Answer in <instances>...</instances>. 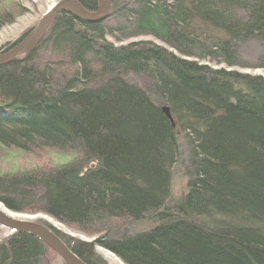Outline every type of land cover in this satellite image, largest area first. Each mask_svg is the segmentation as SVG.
I'll return each mask as SVG.
<instances>
[{
	"label": "trees",
	"instance_id": "obj_1",
	"mask_svg": "<svg viewBox=\"0 0 264 264\" xmlns=\"http://www.w3.org/2000/svg\"><path fill=\"white\" fill-rule=\"evenodd\" d=\"M11 1L0 0V28L23 12ZM111 10L103 23L62 12L30 56L0 65V147L75 153L0 171V202L97 236L64 237L88 264H107L96 244L124 264H264V77L234 70L253 68L249 44L264 49V0H111ZM139 36L170 49L108 40ZM177 164L187 192L171 201ZM47 256L31 235L0 241V264Z\"/></svg>",
	"mask_w": 264,
	"mask_h": 264
},
{
	"label": "rangeland",
	"instance_id": "obj_2",
	"mask_svg": "<svg viewBox=\"0 0 264 264\" xmlns=\"http://www.w3.org/2000/svg\"><path fill=\"white\" fill-rule=\"evenodd\" d=\"M57 1L59 2L61 0H57ZM14 2L18 4L21 3L24 9H22L23 12L14 21V23H11L7 26H4L3 28H0V54L2 53L1 51L4 48L3 46L9 45L10 43L19 39L21 36H24V34L26 35V33H30L31 30L35 28L38 25V23L41 21V18L45 14L44 12L47 10L48 6L51 4L50 0H14ZM14 2L11 1L10 4L14 5ZM1 4L3 3L1 2ZM117 17L119 16L117 15L116 17L111 18V20H113V22L116 23L117 21L115 20H117ZM108 40L110 42H113L115 46L117 47L127 46L129 45V43H132V42L144 41L148 43H154L159 46L162 45L166 47L167 49H170L164 42L155 39L153 36H147V37L139 36L135 38H128V40H123L121 42H115V40L111 37H108ZM261 53H264V49H261L260 47L255 45V43L249 44L247 47L244 48L242 56L249 64L251 63L253 65L252 66L253 68L252 69L238 68L234 70L247 73V74L250 73L252 75H258V76L261 75L264 77V68L261 67V63H260L261 61L260 57L261 55H263ZM41 56L44 57V59L46 58L50 59V57L47 56V53L45 52V50H42ZM21 57H25V56H21ZM216 67H220V66H216ZM221 67H224V66H221ZM29 151L30 152H26V151L22 152V151H19L17 148H10L8 146L0 147V171L15 172V170H26V169L35 168L37 166H41V167L44 166V168L57 167L60 163L66 160H69V158L72 156H75V153L69 152V150L62 151L59 149L56 150L52 148H51V151L48 152L49 154L47 157L44 155L42 156L41 154L42 149L37 148L36 150H34L33 148L32 150H29ZM187 179H188L187 174H184L183 169L180 167L179 164H177V166H175L173 169L172 186H171L172 196L170 197L171 201H176L177 199H179V197L186 194L187 183H188ZM0 204L2 203L0 202ZM17 214L20 216H26L24 213H21V212L16 213V215ZM36 221L41 222L47 226V224L44 223L43 219L42 220L37 219ZM126 227L123 226L122 229L125 230ZM151 227H152V223L150 222V220H147V221H141V222L139 221L137 223H132L127 228L129 229L131 234H133V233H137L138 231L148 230ZM70 229L82 235V236H78L77 239L75 238L77 241H80V242L85 241L87 243H90L94 241V239L96 240V238H98L97 236L92 237L85 233H81L79 230H77L74 227ZM6 236H7V231H5L4 229L0 227V241L5 239ZM80 237H85L87 238V240L81 239ZM66 238L73 239L69 236H67ZM94 249H95L94 251L96 252V254H98V256L101 257L107 264H115V263H112L110 259H108L107 257L103 255V253H106L109 251L107 248H103L99 244H96L94 246ZM111 254L114 255V253H111ZM52 257L53 255L45 257L43 260V264H58L59 261L51 260ZM58 259L59 257L57 258V260ZM116 259H118V257Z\"/></svg>",
	"mask_w": 264,
	"mask_h": 264
},
{
	"label": "water",
	"instance_id": "obj_3",
	"mask_svg": "<svg viewBox=\"0 0 264 264\" xmlns=\"http://www.w3.org/2000/svg\"><path fill=\"white\" fill-rule=\"evenodd\" d=\"M110 0H98V9L95 12H89L76 0H61L52 3L49 9L45 12L38 25L27 34L26 37L13 47V51L8 55H0V65L10 64V62L19 61L21 56L28 57L38 47L45 37L46 32L62 12L74 15L82 22L95 23L106 19L109 15ZM163 112L170 116L169 107L165 106ZM35 219L29 216H20L17 214L16 219L5 214L0 210V227L8 231L6 238L10 239L19 233H31L39 240L44 241L56 251L59 257L66 262V264H85L78 256L69 249V247L61 242L51 229H48L41 223L34 221ZM5 241V243H6Z\"/></svg>",
	"mask_w": 264,
	"mask_h": 264
},
{
	"label": "bare ground",
	"instance_id": "obj_4",
	"mask_svg": "<svg viewBox=\"0 0 264 264\" xmlns=\"http://www.w3.org/2000/svg\"><path fill=\"white\" fill-rule=\"evenodd\" d=\"M57 0H50V2H51V4L53 3H55ZM51 4L48 6V8H47V10L49 9V7L51 6ZM85 8V7H84ZM86 9V8H85ZM97 9H98V4H97ZM96 9V10H97ZM46 10V11H47ZM87 11H89L88 9H86ZM95 10V11H96ZM109 10H110V13H109V15L106 17V19L111 15V12H112V10H111V0H110V5H109ZM45 11V12H46ZM44 12V13H45ZM89 12H94V11H89ZM106 19H104V20H102V21H97V22H105L106 21ZM18 40V39H17ZM15 45H16V43H15ZM4 48H3V50L1 51L2 53L0 54V55H8V54H10V52L11 51H13V47L10 45V46H8V45H5V46H3ZM54 60L55 61H58V62H60L58 59L56 60V59H52V60H50L51 62H54ZM50 62V63H51ZM38 65H42V67L47 63V61L44 59V57H42V56H40L39 58H38ZM7 65V64H6ZM137 78V80H139V79H141V78H139V77H136ZM167 116V115H166ZM172 121H173V116H168ZM40 149H42V151H41V154H42V156L44 155V156H48V152H50L51 151V147L50 146H41V148ZM38 168H41V169H44V166H37ZM37 167H35V168H32V169H37ZM172 176H173V174H172ZM0 210H2L5 214L7 213L9 216H11V217H13V218H15L16 219V212H14V211H12V210H10V209H8L7 207H5V206H3L2 204H0ZM17 213H20V212H17ZM26 216H29V217H31V218H33V219H35L34 221H36L37 219H40V220H42L43 219V221H44V223H46L47 224V226L46 225H44L43 223H41V222H38V221H36L37 223H41V224H43L44 226H46L48 229H51L53 232H54V234L58 237V239L61 241V242H64L66 245H67V243H66V241H65V239H64V237H67V236H69V237H71V238H73V239H77V237L78 236H82L81 234H79V233H77V232H75L74 230H72V229H70V228H68L67 227V225L66 224H64V223H62V222H59L56 218H54L52 215H49L48 213H46V212H43V211H41V212H39V213H28V214H25ZM56 227V228H55ZM62 231H64V232H62ZM19 234H27V235H31V236H33V237H35V238H37L35 235H33V234H31V233H19ZM8 236V235H7ZM7 236L5 237V239H3L4 240V242L6 241V238H7ZM81 239H85V240H87V238H85V237H80ZM38 239V238H37ZM8 240L9 239H7V241L6 242H8ZM39 240V239H38ZM40 241V240H39ZM42 241V240H41ZM94 241H95V239H94ZM94 241H92V242H90L89 244H91V243H94ZM83 242H85V241H83ZM42 243H43V245H44V251H45V254L46 255H49V256H52V253H54L55 252V256L58 258L59 257V255H58V253L56 252V251H54L53 250V248L52 247H50L49 245H47V244H45L44 243V241H42ZM87 243V242H86ZM108 249V248H107ZM111 253H114L113 252V250H110V249H108ZM106 252V253H103V255L105 256V257H107L108 259H110V261L112 262V263H115V264H123L122 263V260L117 256V255H113V254H111L110 252ZM72 252H74V251H72ZM75 254H76V252H74ZM77 255V254H76ZM118 257V259H116ZM78 258L83 262V263H85V264H88L85 260H82L79 256H78ZM101 258V257H100ZM102 259V258H101ZM57 261H59V263L58 264H66V262L64 261V260H62L60 257H59V259L57 260Z\"/></svg>",
	"mask_w": 264,
	"mask_h": 264
}]
</instances>
